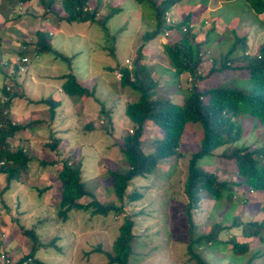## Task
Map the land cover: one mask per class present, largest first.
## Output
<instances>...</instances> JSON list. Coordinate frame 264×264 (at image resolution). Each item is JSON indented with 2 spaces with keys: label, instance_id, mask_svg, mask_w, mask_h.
Masks as SVG:
<instances>
[{
  "label": "rangeland",
  "instance_id": "rangeland-1",
  "mask_svg": "<svg viewBox=\"0 0 264 264\" xmlns=\"http://www.w3.org/2000/svg\"><path fill=\"white\" fill-rule=\"evenodd\" d=\"M158 1L160 0H153L155 3ZM58 2L59 0H52L45 12L35 1H31L19 10V19H14L17 9L5 15L4 7L0 8V38L3 40L0 48V88L3 85V73L11 71V66L4 68L5 62L13 59V51L19 50V41L28 40L29 34L32 35L35 30L47 31L52 36L55 51L69 57L75 56L68 68L50 54L36 60L33 54L27 53V66L22 70L17 86L14 85L13 88L10 116L24 130L18 133L20 139L11 142L12 149L18 144L30 157L53 165L43 169L38 163L31 162L29 173L23 175L20 181L10 184L4 192V176H0V240L9 255L8 263L15 264L31 249L32 242L22 235L20 227L29 229L43 219L47 220L45 224L35 227L39 241L48 242L53 238H58L59 241L55 248L37 250L35 256L39 262L105 264L102 252L110 250L117 228L127 216L133 221L132 233L139 238L132 243V257L128 264H196L186 251L188 225L182 212L185 204L182 191L187 162L202 137L197 125H185L180 139L181 157L166 159L152 172L130 182L126 193L135 191L140 194V198L133 202L115 203L118 207L122 205V211L118 215L112 213L103 217L92 216L88 211H71L67 214L66 221H52L56 218V203L59 199V186L55 177L59 166L54 161L61 163L69 159L72 163L79 164L85 190L101 203L111 202L109 180L104 174L108 168L119 171L123 165L119 161L117 145L131 124L123 114V107L126 103L135 101L128 88H120V72L117 69H131L136 49L145 42L144 34L152 30V12L148 10V6H139L132 0H89V7L97 11L95 20L98 24L93 25L63 22L61 19L64 18V13ZM237 2L239 3L234 6L232 13L241 7L242 9L234 15L228 11L223 14L227 5ZM2 4L7 5V0H2ZM187 12L191 13L190 25L195 26L196 41H207V32L214 30L208 43L200 48L203 56L198 71L201 75H205L211 68L210 59L216 60L219 65L229 45L234 42L235 35L238 38L244 37V50L241 53V47L236 48L237 56L230 58L234 60L230 66L238 69L217 70L219 74L211 84L248 91L250 84L246 79L247 75L239 67L245 65V54H255L259 45L264 43V12L255 15L241 1L227 3L222 0H181L171 10L170 17L178 21ZM107 17L106 23L101 26V22ZM159 42L165 43L164 36L143 46L142 57H147L141 62L152 66L153 77L160 83V94L155 97L180 104L182 90L190 83V77L183 74L177 82L171 80L172 72L166 68L163 70L161 66L165 61ZM67 73H70L77 85L92 95L68 98L61 94L58 85L62 78L59 80L58 77ZM164 83L170 85L162 88ZM207 83H199L198 86L201 88ZM10 84L11 82L6 81V86ZM48 95L60 102L58 108L53 110L54 114L46 105L38 103V100ZM104 109L109 112L110 123L100 117V111ZM242 116L246 121H252L253 127L233 145L249 146L255 144L257 137L261 142L263 136L254 118ZM89 122L93 126L84 130L83 126ZM153 129L156 128L149 127L146 133L147 140H144L142 146L144 153L151 152L152 141L160 136L158 130ZM56 138L60 142L53 144ZM113 144L115 147H112ZM222 149L218 148L213 152L214 156L200 161V168L214 174L220 181H239V178L229 172L230 161L216 159ZM39 190L42 192L40 196ZM231 190L233 193L230 201L225 202L226 204L223 202L217 209H213L212 200L207 195L201 194L198 209L193 212L196 232L206 233L214 222L231 229V219L222 221V214L231 204L230 216L236 215L242 223L262 222L263 228L256 238L243 237L241 228L238 227L237 232L227 230L220 233L218 239L222 242L235 236L237 243H249L247 252L239 258L231 256L230 245L225 246L221 252L206 248L196 252L209 264H264V191L252 192L245 187L235 186ZM89 201L90 196L82 198L80 203ZM97 245L102 252L94 251Z\"/></svg>",
  "mask_w": 264,
  "mask_h": 264
},
{
  "label": "trees",
  "instance_id": "trees-1",
  "mask_svg": "<svg viewBox=\"0 0 264 264\" xmlns=\"http://www.w3.org/2000/svg\"><path fill=\"white\" fill-rule=\"evenodd\" d=\"M31 1H35L39 8L47 12L46 10H48L49 3L52 0H7V5L2 4V0H0V8L1 6L4 7L3 12H5V15L17 9L14 19H19L21 17V13H18L19 10H22ZM132 1L139 6H148V10L152 12L150 19L152 30L144 34V38L142 37L145 42L136 49V57L132 61L131 69L128 70L124 67H118L117 69L120 72L118 81L120 88H128L130 95L135 97V101L128 102L123 107V114L131 123L129 130L122 135L121 142L117 145L120 153L119 161L123 165L119 168V171L108 168L104 174L109 180L108 192L111 196V202L101 203L97 197L85 190L80 177L79 164H74L69 159L61 163L54 161L59 166L55 174L59 186V199L56 203L58 209L56 218L52 221H66L67 214L71 211H88L92 216L99 215L103 217L112 213L118 215L122 211V205L118 207L115 203L133 202L140 198V194L135 191L126 193L132 180L152 172L159 163L166 159L181 157L180 139L184 134L185 125L192 124L201 129L202 137L199 146L190 154L183 183L182 192L185 204L182 212L188 225L187 254L190 259L196 261V264H205L206 262L196 252L198 249L206 248L210 251L221 252L224 251L225 246L230 245L231 256L239 258L247 252L249 243H237L235 236L233 238L229 234L230 238L222 242L218 239L220 233L227 230L237 232L238 227L241 228L240 233L243 237L256 238L263 228V223L254 221L242 223L236 215L230 216L231 204L222 214V221L232 220L231 229L219 222H214L210 224L206 233L199 234L196 232L193 223V212L198 209L202 193L212 200L213 209H217L223 205V202L230 201L233 193L231 189L234 186L238 188L245 187L252 192L264 191V43L259 45L255 54H245L243 56L245 65L239 67L245 72L244 75H247L246 79L250 84L248 91H238L230 86L224 87L223 85L211 84L212 80L216 81V76L219 74L217 70L234 71L238 69V67L232 68L230 66L234 62L230 58L237 56L238 51L236 53V48L241 47L240 52L242 53V50H244V37L238 38L235 35L234 42L229 45L224 59L221 60L219 65L216 60L210 59L211 68L205 75H201V72L198 71L203 56L200 48L208 43V38L214 30L211 29L207 32V41H196L195 26L190 25L191 13L187 12L178 21H174L170 17L171 10L178 6L181 0H160L157 3L153 0ZM222 1L227 3L241 1L255 15L264 12V0ZM88 2L89 0H59V7L64 13V18L61 20L67 24H98L95 20L97 11L90 8ZM238 3L227 5V10L224 9L223 14L226 11L231 15L237 13L242 7L234 13H232V10ZM98 6L100 7V4ZM168 12L169 17H166L165 13ZM107 19L108 17L101 22V26L104 22L106 23ZM29 36L28 40L21 39L19 41L17 44L19 50L13 51V59L6 61L4 64L6 69L11 66V71L10 73H3V85L0 88V100L4 98L0 103V176H4L3 192L9 188L10 184L20 181L23 175L29 173L31 162L38 163L43 169L51 164L53 165L51 162L30 157L26 150L18 144L14 149L11 146L12 141L21 138L18 133L24 130L10 116L14 98V85L17 86L21 72L27 66L26 62L22 63L20 60L25 58L27 61V53L33 54L36 60L40 56L50 54L54 59H59L65 63L68 68L75 60V56L69 57L54 50L52 36L47 31L35 30ZM163 36L165 43L159 42L162 57L165 61V64L161 65L163 70L166 68L172 72L171 80H175V82L183 74L190 77V83L182 90L180 104L155 97L160 94V83L153 77L152 66L143 65L141 62L143 58L146 59L147 57V55L142 57L141 50L143 46ZM2 41L0 38V48ZM59 78H62L61 84L58 85L60 93L66 97L92 95L91 92L88 93L85 88L77 85L70 73ZM6 81L11 82L10 86H6ZM203 82L208 83L200 88L198 84ZM165 85L169 86L170 84L164 83L161 87L164 88ZM38 103L46 105L52 114L55 113H53V110H56L60 104V102L54 101L51 95L38 100ZM100 113L101 119L104 118L107 120L106 123H110L109 112L104 109ZM242 115L251 119L254 118L259 132L263 136L261 142L257 137L255 144L240 147L233 145L253 127L252 121H246ZM92 126V123L89 122L83 126V129L89 130ZM149 127H155L156 129H153V131L158 130L160 136L152 141L151 152L144 153L142 146L144 140H147L146 133ZM58 142H60V139L56 138L53 144ZM114 144L112 147H115ZM218 148L223 149L216 159L225 162L230 161L229 172L239 178V181H220L214 174L204 172L200 168L199 162L214 156L213 152ZM225 167L223 168L226 170L227 167ZM38 194V196L42 194L41 190L38 191ZM88 196L91 197V201L85 204L80 203L82 198ZM40 220L29 229L24 230L20 227L22 235L28 241L30 240L32 245L29 252L18 259L15 264H43L36 259L37 250L57 246L58 238H53L48 242L39 241V237L35 233V227L45 224L47 221ZM132 227V218L125 216L117 228V235L111 243L110 250L102 252L99 245L94 248V251L104 254L105 264L129 263L132 257V243L139 239L132 233ZM0 255L4 257V260H9V255L1 240Z\"/></svg>",
  "mask_w": 264,
  "mask_h": 264
},
{
  "label": "built area",
  "instance_id": "built-area-1",
  "mask_svg": "<svg viewBox=\"0 0 264 264\" xmlns=\"http://www.w3.org/2000/svg\"><path fill=\"white\" fill-rule=\"evenodd\" d=\"M20 62H22V63H25L26 62V59L25 58H22L21 60H20ZM4 100V98H1V100H0V103H2V101ZM7 264L8 263V261L5 259L4 260V257L2 256V255H0V264Z\"/></svg>",
  "mask_w": 264,
  "mask_h": 264
},
{
  "label": "clouds",
  "instance_id": "clouds-1",
  "mask_svg": "<svg viewBox=\"0 0 264 264\" xmlns=\"http://www.w3.org/2000/svg\"><path fill=\"white\" fill-rule=\"evenodd\" d=\"M166 14V17H168L169 15H168V13H165ZM9 264V263H8Z\"/></svg>",
  "mask_w": 264,
  "mask_h": 264
}]
</instances>
